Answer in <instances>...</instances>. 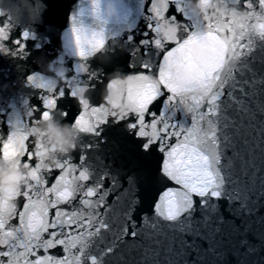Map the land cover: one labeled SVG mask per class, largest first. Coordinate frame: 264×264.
I'll list each match as a JSON object with an SVG mask.
<instances>
[{"label":"snow or ice","instance_id":"1","mask_svg":"<svg viewBox=\"0 0 264 264\" xmlns=\"http://www.w3.org/2000/svg\"><path fill=\"white\" fill-rule=\"evenodd\" d=\"M105 2L106 10L92 0L87 13L77 5L62 51L44 71L27 72V61L46 55V21L42 13L23 24L0 0V65L9 61L20 74L11 80L0 67L7 81L0 82V160L23 180L0 189V264H188L192 253L203 264L199 240L223 264L217 237L225 235L255 254L248 235L264 210V165L260 176L254 160L238 170V149L227 150L229 131L253 115L257 99L264 120V68L253 64L257 49L264 52V0H198L200 11L189 0ZM218 4L246 15H218ZM118 38L135 72L112 79L103 101H94L104 73L92 60L115 54ZM45 121L78 134L55 165L46 163L56 148L43 141ZM111 132L132 142L138 170H113L93 155ZM154 158L156 175L176 187L163 191L140 227L134 214L155 178ZM258 222L264 229V216ZM259 242L264 248V230Z\"/></svg>","mask_w":264,"mask_h":264},{"label":"water","instance_id":"2","mask_svg":"<svg viewBox=\"0 0 264 264\" xmlns=\"http://www.w3.org/2000/svg\"><path fill=\"white\" fill-rule=\"evenodd\" d=\"M91 3L92 0H56L55 4H53V0H12L5 7L6 10L10 9L14 15L18 16L23 24H27L31 16L41 15L42 13L43 19L46 21L41 27V31L47 34L49 41L45 49L46 55L45 53H40L35 59L27 61V72L33 70L44 71L46 69L48 62L54 59L62 51V33L64 30L70 29L69 17L72 11L77 5H79L80 7H83L87 13V10L91 8ZM189 3L191 8L200 11L198 0H189ZM102 4L105 5L106 10L105 0H102ZM45 6H47V11H45ZM229 7H232V5ZM235 7H237V10L244 11L239 5ZM220 8L229 12L223 5L218 4V15H221L219 11ZM85 19L86 21L89 20L87 14ZM15 34L16 33L14 32L13 35ZM178 35L183 36V32L178 33ZM114 47L116 49L115 54H98L97 57L92 60V66L103 70L104 73L102 78L103 82L99 83L96 89L90 93L94 101H103V97L108 93L107 84L112 79H125L128 75H132L135 72V69L130 67L133 61L123 44V39L118 38ZM254 55V68L259 71L261 68H264V64L261 63L262 58H264V52L257 49ZM0 67L11 72V80H16L18 75H20L14 65L9 61H4ZM0 82L6 83L7 81ZM16 91V88H9V93H14ZM255 103L257 104V109L254 110L253 115L247 118V120H240L237 122L235 128L229 131V134L233 135L234 139L233 145L227 150V153L228 155H231L232 152H235L238 149V170L240 165L246 166V162L251 163V160H254L256 175L260 176V167L264 165V132L261 131V129L264 128V120L260 119L262 113L259 110V99H257ZM54 124L60 128L65 126L55 122ZM40 133L43 134V141H45L48 137V133L46 131H40ZM56 151L53 153H56ZM93 155H99L102 157L105 163H108L113 167V170L123 169L125 171H136L141 162L138 151L134 148L132 142L124 139L115 132L108 134L107 142L103 143L99 150L93 152ZM159 155L160 154L157 153L156 157L158 158ZM5 164L11 168L9 163L5 162ZM156 167L157 159L154 158L152 161V169L155 178L146 185L144 190L140 193L143 199V204L134 214V219L140 227L143 226L142 218L145 214H148L149 216L154 215L153 204L158 200L163 191L167 187H176L174 184L167 182L156 175ZM108 199L113 203L114 208H118L115 204L114 196H110ZM260 216H264V210H261L258 213V217L254 218L256 222L253 223L252 232L248 235L249 240L256 248L255 254L249 255L241 250L238 247V241L236 238L227 237V235L224 237H217L218 241L223 240V243L218 249L225 253L223 264H264V248L261 247L259 242V233L264 230L258 222ZM198 244L200 245L201 256L203 257V264H217L216 258L211 253H205L204 251L208 248L209 241L199 240ZM102 246L103 245H101V247ZM133 255H135L137 259L140 258L136 253H133ZM161 259H163V257H161ZM184 259L188 264H194L197 257L195 253H192L186 255Z\"/></svg>","mask_w":264,"mask_h":264},{"label":"clouds","instance_id":"3","mask_svg":"<svg viewBox=\"0 0 264 264\" xmlns=\"http://www.w3.org/2000/svg\"><path fill=\"white\" fill-rule=\"evenodd\" d=\"M219 11L221 15L228 16L234 20H239L242 16L246 15V13L241 10H237L235 14L225 11L223 8H220ZM261 22H264V18L261 19ZM39 131H46L48 137L44 143L49 147L54 146L57 149L56 153L49 151L46 155V163L52 165H55L61 156L72 151L71 143L76 141L78 136L69 126L65 125L63 128H60L52 121L41 123ZM17 179H19L21 184L23 183L18 173H16L14 169L9 168L3 160H0V189L15 187Z\"/></svg>","mask_w":264,"mask_h":264}]
</instances>
